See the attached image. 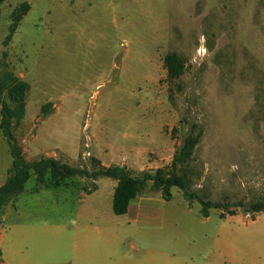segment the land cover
<instances>
[{"label": "rangeland", "instance_id": "1", "mask_svg": "<svg viewBox=\"0 0 264 264\" xmlns=\"http://www.w3.org/2000/svg\"><path fill=\"white\" fill-rule=\"evenodd\" d=\"M21 1L0 5V58L30 86L26 139L37 157L54 153L85 171L95 168L93 159L117 162L136 175L168 165L192 133L199 140L187 168L197 194L242 216L244 207L234 204L264 199V0H27L29 10L4 45L9 13ZM167 52L184 60L177 78L166 76ZM86 135L90 156L83 158ZM9 163L0 138V173ZM96 178L95 187L90 175H73L66 186L21 203L20 213L124 225L128 215L111 208L110 178ZM36 183L30 177L26 187ZM171 193L168 201L150 188L139 196L149 197L156 213L136 234L119 233L126 257L136 264L151 254L161 264H264L262 244L231 245L246 230L245 217L221 219L218 208L204 217L199 202L188 204L175 186ZM79 204H93L94 215H76Z\"/></svg>", "mask_w": 264, "mask_h": 264}, {"label": "crops", "instance_id": "2", "mask_svg": "<svg viewBox=\"0 0 264 264\" xmlns=\"http://www.w3.org/2000/svg\"><path fill=\"white\" fill-rule=\"evenodd\" d=\"M17 76L21 78L22 74H17ZM28 91H30V86ZM31 123L32 118L26 117L25 103L24 117L18 126L13 129V134L22 147L24 158L27 161H31L42 156H49L70 165L67 161L57 158L54 153L37 157L38 154L35 146L26 139ZM0 138H4L2 132ZM100 164L109 166L104 161H101ZM115 164L118 163L115 162ZM10 165L11 156L10 163L0 173V185L5 182ZM30 177L35 179L34 175ZM92 180L96 187L97 178H93ZM26 182L23 190L13 196L3 208L2 221L0 223V264H136L131 258L126 257L124 253L120 252L119 244L122 237L119 233L125 234L133 229V234H136L138 228L140 231L141 228L151 223L145 220V218L152 217L153 212L156 213V206L145 202L149 197L137 198V202L133 207L129 204L128 210L124 214L128 215L127 222L122 226L110 223L78 222L75 220H61L58 223H52L43 217L22 216L20 213L21 203H25L26 201L30 203L34 199H40L51 188L66 186V181L64 184L56 187H46L38 183L26 187ZM115 184L116 181L110 178L109 186L112 188V194ZM81 195L85 198L88 194L81 190ZM24 207L29 209V205H25ZM45 208V205L39 206L40 210ZM76 208V215L79 216L82 213L94 215L96 211L93 204H79ZM9 210L13 211L10 223L7 222ZM261 213H264V211L256 212L250 217H248V213H243L244 216L235 213L221 218L239 215L242 219L245 217V222L252 225V227H249L246 224V230H243L238 237H235L231 241V245L234 248L237 249L243 244L253 247H258L261 244L264 246V219L258 220ZM150 236L156 240L158 239V234L156 233H152ZM224 241L225 239L222 238L219 245L223 244L222 242ZM220 246L222 248V245ZM54 249H57L59 252L52 254L51 252ZM148 251L153 252V249L150 248ZM140 264H161V259L151 254L150 256H144Z\"/></svg>", "mask_w": 264, "mask_h": 264}, {"label": "trees", "instance_id": "3", "mask_svg": "<svg viewBox=\"0 0 264 264\" xmlns=\"http://www.w3.org/2000/svg\"><path fill=\"white\" fill-rule=\"evenodd\" d=\"M6 0H0V5ZM27 0L15 5L9 13L10 24L8 33L3 38L4 45H7L12 38L22 17L29 10ZM5 56V53H3ZM163 65L166 76L170 79L179 77L184 70V60L175 52H167L163 56ZM29 84L11 71L7 64L0 58V130L9 147L11 165L8 169V176L5 182L0 185V223L4 206L8 201L20 193L28 178L34 175L38 184L46 187H56L65 183V180L73 175L88 174L92 178L106 176L116 181L113 189L111 208L114 214H125L129 204L137 197L144 194L147 188L158 191L161 198L168 201L171 199V188L177 187L181 190L182 196L190 204L196 200L201 205L202 216L209 215L210 208L220 210L219 217L235 214L227 210L229 204L219 201H212L197 194L193 189L192 173L188 170V161L198 143L197 134H188L183 138L181 145L174 151L170 163L166 166L157 167L153 170H144L136 175L124 166L113 164L103 166L98 160L93 159L94 166L91 171L68 165L59 160L42 156L38 159L27 161L24 158L22 147L13 134V128L17 126L25 114L26 96ZM49 104L41 106V112L46 115L49 111ZM235 206L244 207V213L252 214L264 211V199L256 200L248 204L239 202ZM225 210V211H224Z\"/></svg>", "mask_w": 264, "mask_h": 264}, {"label": "built area", "instance_id": "4", "mask_svg": "<svg viewBox=\"0 0 264 264\" xmlns=\"http://www.w3.org/2000/svg\"><path fill=\"white\" fill-rule=\"evenodd\" d=\"M200 51L204 52V48H203V47L199 48L197 52L199 53ZM85 126H86V124H85ZM89 141L91 142V138L89 137V135H86V136H85V143L83 144V145H84V146H83L84 149H83V151L81 152V156H82L83 158H86V157H89V156H90V149H89L90 144H89ZM121 160H122L121 163L123 164V162H124V157H123ZM120 165H121V164H120Z\"/></svg>", "mask_w": 264, "mask_h": 264}]
</instances>
